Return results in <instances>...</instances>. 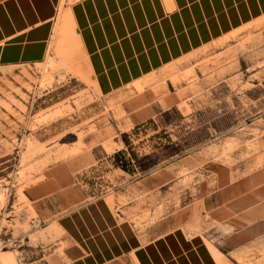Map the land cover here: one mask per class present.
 <instances>
[{
  "label": "crops",
  "instance_id": "1",
  "mask_svg": "<svg viewBox=\"0 0 264 264\" xmlns=\"http://www.w3.org/2000/svg\"><path fill=\"white\" fill-rule=\"evenodd\" d=\"M235 34H243V44L253 38L264 53V0H0V68L42 64L60 50L71 59L78 53L95 94L114 100L132 128L177 107L193 88L218 80L219 66L239 67ZM233 71L221 81L235 77ZM254 85L264 92V78ZM256 114L239 124L241 149L232 135L193 168L198 176L193 199L160 216L130 255L114 259L226 264L233 253L264 237V151L252 154L248 147L264 140V110ZM107 157L86 153L58 160L24 189L35 219L50 228L49 264L85 258L96 216L100 226L112 222L100 201L109 195L100 190ZM176 178L174 169L164 166L128 184L132 192L152 195ZM121 183L111 189L115 209L122 210ZM99 206L109 211L108 221ZM78 209L84 212L81 224L71 217ZM70 237L76 242L69 243Z\"/></svg>",
  "mask_w": 264,
  "mask_h": 264
},
{
  "label": "rangeland",
  "instance_id": "2",
  "mask_svg": "<svg viewBox=\"0 0 264 264\" xmlns=\"http://www.w3.org/2000/svg\"><path fill=\"white\" fill-rule=\"evenodd\" d=\"M242 35L233 38L239 67L219 66L215 77L219 81L193 88L186 101L133 128L114 100L95 94L78 53L71 59L60 50L42 64L0 68L2 264H49L48 255L54 252L50 228L35 219L23 191L50 165L71 155L108 156L100 179L106 182L100 190L109 195L100 201L110 212L103 206L99 209L102 220L108 221L110 213L112 222L100 226L96 216V235L86 257L65 264H120L115 256L123 260L130 255L150 237L160 216L192 200L198 181L193 168L211 158L216 153L212 147L225 145L232 135L241 140L234 145L241 149L244 131L239 124L253 121L257 111L264 110V92L254 85L264 78V53L253 38L243 44ZM232 71L235 77L221 81ZM261 134L264 138V131ZM256 140L248 146L252 154L264 151V140L261 145ZM164 166L177 175L169 187L152 195L132 192L131 178ZM120 183L122 210L115 209L111 189ZM71 217L81 224L83 209ZM68 242L76 239L70 237ZM226 264H264V237L233 253Z\"/></svg>",
  "mask_w": 264,
  "mask_h": 264
},
{
  "label": "built area",
  "instance_id": "3",
  "mask_svg": "<svg viewBox=\"0 0 264 264\" xmlns=\"http://www.w3.org/2000/svg\"><path fill=\"white\" fill-rule=\"evenodd\" d=\"M0 264H2V262L0 261Z\"/></svg>",
  "mask_w": 264,
  "mask_h": 264
}]
</instances>
